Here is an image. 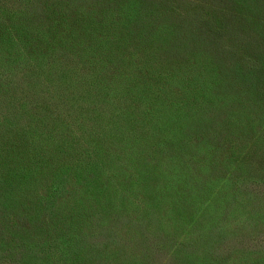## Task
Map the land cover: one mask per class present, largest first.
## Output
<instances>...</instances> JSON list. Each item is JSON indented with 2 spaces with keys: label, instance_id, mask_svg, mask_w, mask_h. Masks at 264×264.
<instances>
[{
  "label": "trees",
  "instance_id": "16d2710c",
  "mask_svg": "<svg viewBox=\"0 0 264 264\" xmlns=\"http://www.w3.org/2000/svg\"><path fill=\"white\" fill-rule=\"evenodd\" d=\"M184 203L232 238L164 264H264V0H0V264H156Z\"/></svg>",
  "mask_w": 264,
  "mask_h": 264
},
{
  "label": "rangeland",
  "instance_id": "374dc122",
  "mask_svg": "<svg viewBox=\"0 0 264 264\" xmlns=\"http://www.w3.org/2000/svg\"><path fill=\"white\" fill-rule=\"evenodd\" d=\"M168 1H173V0H168ZM257 176V175H256ZM251 185V184H250ZM250 187V186H248ZM242 193H247L248 191L242 190ZM203 204H199L197 208H202ZM196 207L194 206V203H189V204H182L180 207H173L172 208V215L173 217L170 218H165V219H158L156 217V220L153 219L152 221H146L144 223V227H142L141 231L147 230V226L152 230L151 233H154V236L156 237H162V241H165L164 247L160 250L161 252L159 254H156L154 256V260L156 261V264H164L168 261V255H170L173 250H175V247L178 246V244L187 245L189 243V239H200L201 236L199 235L200 233H203L204 236L206 233H210V230L218 228L221 231L220 236H224L225 239H222L225 243L229 242L231 238L229 237L228 232H226L225 227L222 226L220 227L218 223H211L213 225H210L209 229H204L201 228L200 225H203V223H199L198 225L193 224L194 220L198 217V215L201 213V209H195ZM162 221V224H159V221ZM205 220V219H201ZM143 223V221H142ZM164 229H168L169 233L164 231ZM178 232L179 235L176 237L170 236V233ZM155 237V238H156ZM167 238L173 239V241H169ZM188 238V239H187ZM164 239H167L164 240ZM205 239V238H204ZM217 244L215 240H212L211 242H206V248H209L211 250L213 246ZM175 258V257H173ZM171 257V259H173ZM183 261L181 259H178V264H182ZM174 264V262H173Z\"/></svg>",
  "mask_w": 264,
  "mask_h": 264
}]
</instances>
